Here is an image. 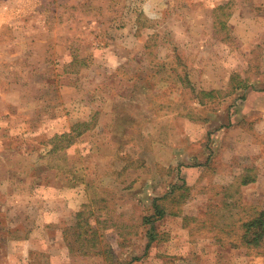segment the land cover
I'll list each match as a JSON object with an SVG mask.
<instances>
[{"label": "rangeland", "instance_id": "374dc122", "mask_svg": "<svg viewBox=\"0 0 264 264\" xmlns=\"http://www.w3.org/2000/svg\"><path fill=\"white\" fill-rule=\"evenodd\" d=\"M262 210L264 0H0V264H264Z\"/></svg>", "mask_w": 264, "mask_h": 264}, {"label": "trees", "instance_id": "16d2710c", "mask_svg": "<svg viewBox=\"0 0 264 264\" xmlns=\"http://www.w3.org/2000/svg\"><path fill=\"white\" fill-rule=\"evenodd\" d=\"M182 83L185 86H190L191 89H193V85L190 82V80L187 78V74L181 79ZM239 81V80H238ZM237 84L235 87H244L245 82L239 81L236 82ZM200 93H203L205 96H213V92L211 91H201ZM200 97V96H199ZM200 103H205L201 98L199 99ZM56 136H62V137H69L70 134L68 132L61 133ZM55 145V144H54ZM57 147V145H55ZM241 183L246 184L248 182H251L254 180L252 176L249 174H242L240 176ZM188 187L185 185V183L182 184H175L172 185L171 190L169 191V194H164L160 197H155L153 199L154 201V208L158 215H164L166 213L169 214H177L178 210H173V206H166L161 204L159 200H163L165 198L169 199V202L174 205H180L188 195ZM169 197V198H168ZM178 209V208H177ZM85 212L86 209L80 210L76 214V222L71 225L68 228L63 229V239L65 241V246L68 248L70 245H72V241L69 240L68 237V231H71L72 234L76 236L75 241L81 243V250L86 252H92L95 251V253L100 252V248H98V241H97V235H96V228L92 227L89 220L85 218ZM152 215L144 216L142 223L151 222L152 221ZM153 228V226H150ZM241 227L243 231L241 232V238L248 244L257 245L264 239V210L259 211L257 214H254V216H251L250 219L244 221L241 224ZM151 228V230H152ZM152 237H154V234H152ZM86 248V249H85ZM93 249V250H92ZM70 250V248H69Z\"/></svg>", "mask_w": 264, "mask_h": 264}]
</instances>
